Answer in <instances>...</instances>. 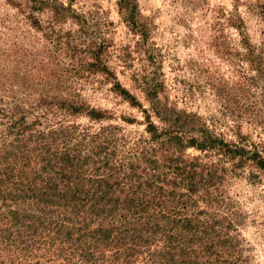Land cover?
Listing matches in <instances>:
<instances>
[{
    "label": "trees",
    "instance_id": "trees-1",
    "mask_svg": "<svg viewBox=\"0 0 264 264\" xmlns=\"http://www.w3.org/2000/svg\"><path fill=\"white\" fill-rule=\"evenodd\" d=\"M6 1L37 30L58 32L59 22L79 18L69 2ZM116 5L146 50L150 29L135 0ZM226 24L264 79V32L255 45L239 14ZM14 52L0 47V264H252L239 231L245 215L225 184L246 169L248 179L264 178V143L239 130L226 139L198 114L169 106L155 72L140 76L144 134L129 135L75 90L83 74L99 75L134 103L117 63L109 65L125 58L104 37L80 50L71 76L48 56L19 72ZM259 118L264 127V111Z\"/></svg>",
    "mask_w": 264,
    "mask_h": 264
},
{
    "label": "rangeland",
    "instance_id": "rangeland-1",
    "mask_svg": "<svg viewBox=\"0 0 264 264\" xmlns=\"http://www.w3.org/2000/svg\"><path fill=\"white\" fill-rule=\"evenodd\" d=\"M58 1L69 2L79 18L59 22L58 32L50 33L30 27L22 11L0 0V47L16 50L12 59L19 72H34L31 66L49 58L51 64L65 66V76H71L70 64L82 55L80 50L104 37L125 58L123 63L112 56L109 65L117 63L115 76L135 98L134 103L111 92L109 81L99 75L83 74L75 90L90 106L112 112V123L129 135L144 134L141 108L148 109L149 104L140 76L155 72L163 84L158 97L169 106L198 114L226 139H235L233 130H239L249 140L264 143L259 118L264 111V79L244 58L238 31L226 24L230 12L239 14L247 37L257 45L264 32V0H135L150 29L146 50L135 44L138 37L123 20L116 0ZM37 16L45 22L48 13ZM73 119L86 122L80 116ZM151 119L160 125L154 116ZM247 172L228 179L225 189L245 215L239 231L252 264H264V178L255 171L259 176L248 179Z\"/></svg>",
    "mask_w": 264,
    "mask_h": 264
}]
</instances>
